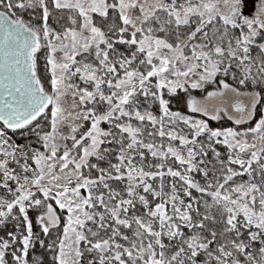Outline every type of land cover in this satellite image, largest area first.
<instances>
[{
  "label": "snow or ice",
  "instance_id": "obj_1",
  "mask_svg": "<svg viewBox=\"0 0 264 264\" xmlns=\"http://www.w3.org/2000/svg\"><path fill=\"white\" fill-rule=\"evenodd\" d=\"M0 264H264V0H0Z\"/></svg>",
  "mask_w": 264,
  "mask_h": 264
}]
</instances>
